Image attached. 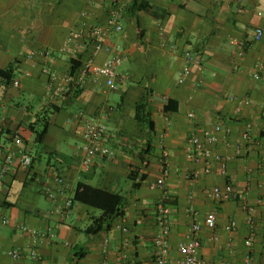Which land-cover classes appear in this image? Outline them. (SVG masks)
I'll list each match as a JSON object with an SVG mask.
<instances>
[{
  "label": "crops",
  "instance_id": "obj_1",
  "mask_svg": "<svg viewBox=\"0 0 264 264\" xmlns=\"http://www.w3.org/2000/svg\"><path fill=\"white\" fill-rule=\"evenodd\" d=\"M143 1L152 10L142 7L145 12H133L129 9L134 0H112L123 7V31L111 30L105 41L106 48L120 46L124 57L118 88L111 90L104 79L90 76L78 93L72 90L60 98L43 72V61L29 56L50 50V68L61 77L70 74L71 57L62 48L74 30L106 24L109 0L104 4L0 0V69L16 63L19 81L18 87L0 88V148L16 156L5 174L6 163L0 159V264H118L122 252L128 257L121 264H156L155 218L165 192L172 210L173 256H178V244L197 223L202 227L199 238L205 264H264V80L256 81L251 74L256 65L264 64V35L255 41L258 29L264 33V0ZM235 40L246 45L243 57L232 43ZM90 51L89 45L83 57ZM186 51L202 56L203 64L180 84ZM111 56L112 51L105 50L95 62L103 65ZM142 99L150 102L156 122L154 148L144 162L139 154L147 136L134 120L135 104ZM247 100L250 105H245ZM49 105L60 110L52 115L46 139L38 146L29 125L41 112H48ZM191 112L194 120L188 118ZM87 120L107 125L113 151V156L98 159L90 171L82 167L79 150ZM217 125L232 130L227 138L221 136L215 148L231 157L228 174H221L215 164L211 175L190 179L187 141ZM246 135L249 139H244ZM164 150L170 153L169 176L165 189H153L162 177ZM22 154L33 158L28 169L21 165ZM132 174L139 179L146 176L135 190ZM56 176L70 189L65 191ZM80 182L127 196L123 215L109 231L87 232L101 211L74 201ZM228 184L237 198L216 201L206 195ZM68 199L73 200L69 216L53 214ZM211 214L217 219L214 230L206 225ZM250 218L254 226L248 223ZM3 219L10 224H3ZM232 221L237 228L226 232ZM20 225L37 230L42 239L21 231ZM252 233L254 244L249 248L245 242ZM105 239L110 240L108 254L103 252ZM14 251L27 255L35 251L38 257L16 260L10 256Z\"/></svg>",
  "mask_w": 264,
  "mask_h": 264
},
{
  "label": "built area",
  "instance_id": "obj_2",
  "mask_svg": "<svg viewBox=\"0 0 264 264\" xmlns=\"http://www.w3.org/2000/svg\"><path fill=\"white\" fill-rule=\"evenodd\" d=\"M106 0H92L91 4H104ZM218 4H239L242 0H213ZM112 0H109L111 7L107 9V20L105 25H96L91 27L89 30L80 28L74 30L69 38L67 39L61 52L67 54L71 59L77 60L81 63L76 76L71 73L61 77L56 71L52 70L49 66V62L53 56L50 50L44 49L34 51L30 54L31 59H40L44 64V73L49 77L50 87L56 90L57 97H64L65 94L72 90L80 91L85 87L88 77L92 76L95 80L104 79L107 87L111 90L118 88L117 82L119 79V68L122 66L124 57L121 53V47L115 46L112 49L106 48L105 41L111 30L118 33L123 31V25L121 23L123 7L121 4H115ZM244 8H240V12H243ZM264 33L261 29H258L255 33V41L262 39ZM239 46L240 56H244L246 49L245 43H237L236 40L232 42ZM91 46V51L86 57H83L86 53L88 46ZM112 51V56L108 59L105 64L97 65L95 62L96 57L103 51ZM185 66L179 79L180 84H184L185 81L190 77L194 67L202 66V56L195 54L191 51H186L184 54ZM252 77L256 81L264 80V64L260 63L253 68ZM14 86H19V81H15ZM73 86V87H72ZM62 97V98H63ZM232 100L236 98L231 97ZM245 105H250V101H245ZM239 111V109H238ZM81 117L85 118L83 113ZM190 120L196 118L195 113L191 112L188 115ZM172 123L167 120V126L170 127ZM232 130L229 127L217 125L213 130H204L200 135H192L186 144L185 154L187 161L191 164L190 174L188 177L194 180H198L202 177L209 176L213 172L215 164L219 165L221 174L226 176L228 174V164L231 161L230 156H224L217 152L215 148L221 141V136L225 138L230 136ZM244 139H249V135H246ZM82 152V167L86 171H90L94 166L95 162L100 158H108L113 156V151L109 147V133L108 127L104 123H100L94 120H87L85 128V141L82 146L79 147ZM241 146H238V152L240 153ZM4 158L6 165L3 168L5 174L8 170L7 166L14 162L16 156L10 152L0 148V159ZM170 153L166 150L162 153V177L152 185L153 189H165L166 179L169 176L168 165H169ZM21 165L23 168L28 169L33 164V158L30 154H22L20 157ZM57 183L63 184L65 191L70 189L68 184L64 183V180L60 176H56ZM50 198H53V194L49 191ZM164 196L160 200L156 210V225L159 229V234L155 240V256L156 264H205L201 258L202 242L199 238V233L202 227L194 223L190 229V233L186 240L181 241L178 244V256H173L170 236L172 233V210L168 204L170 199L169 195L165 192ZM206 195L216 201H229L237 198L235 188L228 184L224 188L214 187L206 192ZM247 207V206H246ZM73 208V200L68 199L64 202L62 207H59L54 211L53 214L66 218L71 213ZM252 210V209H251ZM191 214L196 215L194 209H190ZM2 223L7 225L10 224L6 219L2 220ZM248 223L254 226L253 220L250 218ZM206 225L209 229L214 230L217 227V219L214 214L208 218ZM20 230L31 235L35 239H42L37 230L32 229L26 225H20ZM237 228V222L232 221L225 226L226 232H232ZM45 236H43L44 238ZM246 246L251 248L254 244V233L245 242ZM110 240L105 239L103 242V252L108 254L110 251ZM13 259L19 260L29 256L31 259H37V253L32 251L30 254L23 252L14 251L10 253ZM127 254L122 252L118 258L117 263L121 264L127 259Z\"/></svg>",
  "mask_w": 264,
  "mask_h": 264
},
{
  "label": "trees",
  "instance_id": "obj_3",
  "mask_svg": "<svg viewBox=\"0 0 264 264\" xmlns=\"http://www.w3.org/2000/svg\"><path fill=\"white\" fill-rule=\"evenodd\" d=\"M142 7L146 10L151 9V7L148 4H145L143 0H134V4L130 7L129 11H144ZM70 63L72 65L70 73L73 76H76L81 63L74 59H71ZM15 66L16 63L6 69H0V88L14 86L17 75V68ZM78 92L79 91H77V93ZM48 108V112H41L37 116L36 122L29 125V129L36 137L35 143L38 146L42 145L46 139L52 115L60 110V107L56 105H49ZM134 120L141 128V132H144L147 136V142L144 145V149L139 154L140 160L144 162L152 153L154 148L152 136L156 133V122L153 119V113L150 109V102L148 100L142 99L135 104ZM130 180L133 182L132 187L135 190L141 187L142 183L146 180V176L139 179L136 175L132 174ZM74 201L101 211V215L93 219L92 224L87 230L90 235H94L104 230L109 231L112 228L114 221L123 215L127 196L125 194L103 190L101 188L93 187L90 184L80 182L76 189Z\"/></svg>",
  "mask_w": 264,
  "mask_h": 264
},
{
  "label": "rangeland",
  "instance_id": "obj_4",
  "mask_svg": "<svg viewBox=\"0 0 264 264\" xmlns=\"http://www.w3.org/2000/svg\"><path fill=\"white\" fill-rule=\"evenodd\" d=\"M120 101V100H119Z\"/></svg>",
  "mask_w": 264,
  "mask_h": 264
}]
</instances>
